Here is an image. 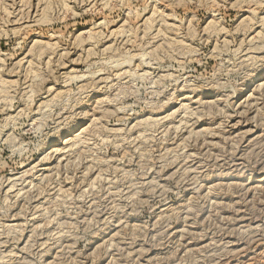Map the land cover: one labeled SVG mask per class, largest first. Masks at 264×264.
Masks as SVG:
<instances>
[{"label": "rangeland", "instance_id": "1", "mask_svg": "<svg viewBox=\"0 0 264 264\" xmlns=\"http://www.w3.org/2000/svg\"><path fill=\"white\" fill-rule=\"evenodd\" d=\"M0 264H264V0H0Z\"/></svg>", "mask_w": 264, "mask_h": 264}]
</instances>
